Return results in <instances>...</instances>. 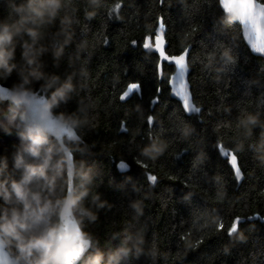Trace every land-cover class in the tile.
Returning <instances> with one entry per match:
<instances>
[{
  "label": "trees",
  "instance_id": "1",
  "mask_svg": "<svg viewBox=\"0 0 264 264\" xmlns=\"http://www.w3.org/2000/svg\"><path fill=\"white\" fill-rule=\"evenodd\" d=\"M27 2L0 0V22L19 19L14 8ZM117 2L63 0L54 23L44 29L42 41L49 48L42 57V71L48 78L58 76L59 82L42 79L30 85L46 97L69 78L75 86L67 102H61L54 112L71 118L69 125L80 138L77 142L65 140L74 157L75 175L72 172L70 180L68 171L60 194L79 190L85 183L91 189L83 204L73 209L90 241L79 264H85L97 248L105 254L114 250L129 235L133 241L143 238V252L137 258L133 249L122 264H264V255H260L264 252V222L245 221L230 236L213 231L221 221L227 228L233 216H264V161L260 159L264 155V59L251 53L239 24L224 14L219 0H166L164 6L158 0H122L120 8ZM105 6L119 19H111ZM160 16L164 17L172 53L191 48L189 81L203 117L200 123L197 115L185 116L183 127L177 123V130L165 135H160L159 129L172 126L170 114L180 105L171 97L168 85L161 83L160 102L151 106L157 86L155 55L141 46L156 30ZM69 37L70 43L65 45ZM23 39L17 37L18 69L6 81L0 79L8 88L20 80V68L24 67ZM62 45L57 66L56 52ZM174 71L166 66L165 75ZM132 82L141 84L143 97L132 96L125 108L118 97ZM46 83L53 87H42ZM7 108V101L0 102V116ZM240 108L247 114L239 115ZM149 115L157 121L150 139L146 138ZM249 115H258L260 123L246 125L243 121ZM125 121L128 131H121ZM171 137L176 139L174 145ZM218 138L225 150L243 153L246 178L239 187L227 159L216 149ZM154 143L163 145L162 154H145ZM20 144L15 129L12 135L0 131V163L7 157L4 178L19 179L22 174L15 168ZM57 148H61L59 143ZM25 159L40 162L27 155ZM137 159L148 167H140ZM196 159L201 163L193 170ZM120 162L129 168L121 172ZM81 173L89 174L90 183ZM147 174L156 175L157 183L150 184ZM40 183L35 182L33 189L40 190ZM186 183L190 187H185ZM95 194H100L103 208L93 203ZM85 208L98 216L95 222L85 215ZM200 235L203 243L194 247ZM185 236L187 239H182Z\"/></svg>",
  "mask_w": 264,
  "mask_h": 264
},
{
  "label": "clouds",
  "instance_id": "2",
  "mask_svg": "<svg viewBox=\"0 0 264 264\" xmlns=\"http://www.w3.org/2000/svg\"><path fill=\"white\" fill-rule=\"evenodd\" d=\"M62 7L63 0H28L27 4L14 8L19 19L0 22V79L6 81L18 69L15 62L17 37H27L21 45L24 67L20 68V80L8 90L10 95L0 96V102L8 103L7 110L0 116V131L12 135L15 129L21 141L15 157V168L22 170L20 178L11 175L4 178L7 157L0 163V199L4 201L0 205V237L12 249L11 264H65L63 253L67 242L60 238L63 228L57 218H66L68 212L80 207L91 193L87 183L65 195L59 191L61 181H67L68 165L74 163V157L70 158L68 153L60 155L62 148H57L58 141L65 135L64 126L70 123L71 118L54 112V109L61 102L66 103L75 90L71 78L56 88L43 105H37L38 94L30 87L34 81L42 79L59 82L58 76L48 78L42 71V57L49 51L42 41L46 36L44 29L54 23ZM67 43H70V37L65 40V45ZM63 47L56 52L57 66ZM53 83L42 87L51 89ZM243 122L246 125L258 124L259 116L249 115ZM261 147L264 148V140ZM162 149L163 145L154 143L145 149V154L154 157L162 154ZM26 155L40 162L30 163L25 159ZM260 159L264 161V155ZM72 172L74 176L75 169ZM81 175L90 183L88 173ZM35 182H41L40 190L33 189ZM92 200L99 208L105 206L100 194L93 195ZM82 210L89 220L95 222L98 219L91 210ZM137 211L142 213V208L137 207ZM130 241H133L131 235L107 254L97 248L85 264H122L133 249L138 258L143 252L141 245L144 240L138 237L131 245Z\"/></svg>",
  "mask_w": 264,
  "mask_h": 264
},
{
  "label": "snow or ice",
  "instance_id": "3",
  "mask_svg": "<svg viewBox=\"0 0 264 264\" xmlns=\"http://www.w3.org/2000/svg\"><path fill=\"white\" fill-rule=\"evenodd\" d=\"M222 3V6H225L226 0H220ZM158 4L160 6H164L166 4V0H158ZM116 6L118 8L123 7L122 0H118L116 3ZM257 7L261 10L262 13H264V3H258ZM105 12L110 15L111 19H119L118 15L113 16L112 10L109 9L107 6H105ZM245 24H247V20L245 21ZM166 24L164 21V17L160 16L157 18V25L156 30L152 33L150 37L147 38L146 41H141V46L144 50H146V53L148 54H154L155 55V79L157 82V86L155 88V94L152 97L151 100V106L154 108L155 105H157L160 102V96L159 94L163 91V89L159 86V84L164 83L167 84L169 87L170 94L177 98V102L179 103L180 107L178 110L173 111V113L170 114V121L172 126L169 129H165L161 127L159 129L160 135H165L166 132L174 133L177 129L175 127V124H179L181 127H183L187 121L184 119L185 116H193L194 114L197 115V118L200 123H203V117L199 116L201 113V108L197 106V104L193 100V93H192V85L189 81V73H190V63L192 62L189 57V49L183 48L179 54L172 53L171 50V44L168 43L166 40ZM261 38H264V29L259 30ZM255 37L251 30L248 32V40L246 41L249 44V47L251 50L253 49V41ZM108 41L105 40V44H107ZM133 44L136 43V41L132 42ZM258 54L264 55V52H260ZM211 58V57H210ZM166 66L170 68L175 69V74L165 75ZM178 81V82H177ZM5 86L0 85V95L8 96L10 93L6 91H2V89ZM139 96L143 97V89L139 82H132L126 86V90H124L118 97L119 101L122 103V105L127 108L128 102L131 99L132 96ZM35 111V110H34ZM180 113H183L184 116L182 117ZM211 115V112L208 113ZM247 112L244 108L239 109V115H246ZM143 119V118H142ZM146 123L148 125V134L146 138H151V133L154 129V126H156L157 121L152 115L147 116ZM121 131H128L127 123L122 122L121 123ZM222 126V125H221ZM170 143L175 144L176 139L174 137L170 138ZM216 149L222 155L225 157L228 161V164L231 168V177L235 181L236 186L239 187L241 183L245 180V171L242 169V157L243 153L236 151L235 149L232 150H225L223 144L219 143V138L216 144ZM188 149H185L184 151H187ZM136 163L140 167L147 168L148 165L144 163L142 160L137 159ZM201 163L200 159H196L193 162V170L197 168V166ZM129 168V165L126 162H120L118 165V169L120 171H125ZM147 180L150 184H155L158 181V177L154 174H147ZM220 184L217 183V187H219ZM185 187H190L189 184H185ZM261 195H264V191L261 192ZM251 220H258L261 222H264V216H260L259 214L255 216H247V217H241V216H233L229 223L227 228L225 227V223L221 221L218 225H216L213 229L214 232L217 234L223 233L224 235H232L235 232H238L240 229V226L245 221H251ZM182 239H187V237H182ZM203 243V235L197 236L196 238V244L194 247H199L200 244ZM260 255H264V252H261ZM78 264V261L76 262Z\"/></svg>",
  "mask_w": 264,
  "mask_h": 264
},
{
  "label": "water",
  "instance_id": "4",
  "mask_svg": "<svg viewBox=\"0 0 264 264\" xmlns=\"http://www.w3.org/2000/svg\"><path fill=\"white\" fill-rule=\"evenodd\" d=\"M258 3L261 2H259L258 0H226L225 6H222V3L219 0L220 8L224 12V14L228 17L235 19L239 24L243 40L246 46L251 51V53L256 57H261L264 59V55L258 54L260 52H264V38H261L259 33L260 29H264V13H262L259 7H257ZM246 20L247 24H245ZM249 30L252 31L255 37L253 41L254 50H251L249 44L246 42L248 40ZM188 49L190 55L191 48L189 47ZM173 74H175V71ZM0 85L2 84L0 83ZM9 89L10 88L5 86L2 91L8 92ZM36 92L38 94L36 98L37 105L45 104L47 102V97L45 93H42L40 91ZM171 97L177 101V98L173 97L172 95ZM64 132L65 135L60 138L58 143L64 153H68L71 158L72 155L65 144V140L77 142L80 141V138L77 135L76 131L73 129V127L69 124L64 126ZM72 168L73 163H70L68 165L70 180L72 178ZM71 192L72 190L69 189L67 193ZM59 222L61 223L63 228V231L60 234V238L67 242L63 253L65 258V264H76L77 261L79 264L90 249V241L84 237V234L79 226L73 209L68 212L66 218H59ZM3 239V237H0V264H11L12 258L10 257V252L7 248L8 246L3 242Z\"/></svg>",
  "mask_w": 264,
  "mask_h": 264
}]
</instances>
